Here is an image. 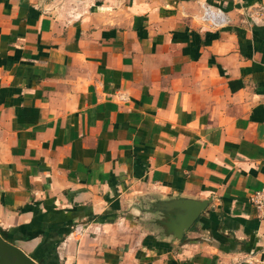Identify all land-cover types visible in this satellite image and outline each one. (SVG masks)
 Masks as SVG:
<instances>
[{
    "label": "crops",
    "instance_id": "obj_1",
    "mask_svg": "<svg viewBox=\"0 0 264 264\" xmlns=\"http://www.w3.org/2000/svg\"><path fill=\"white\" fill-rule=\"evenodd\" d=\"M263 186L264 0H0V236L38 264H264Z\"/></svg>",
    "mask_w": 264,
    "mask_h": 264
},
{
    "label": "built area",
    "instance_id": "obj_2",
    "mask_svg": "<svg viewBox=\"0 0 264 264\" xmlns=\"http://www.w3.org/2000/svg\"><path fill=\"white\" fill-rule=\"evenodd\" d=\"M200 19L214 28L223 27L229 22L228 16L220 8L211 5H206L203 8ZM249 201L256 208L258 217L264 218V186L253 191L249 195Z\"/></svg>",
    "mask_w": 264,
    "mask_h": 264
},
{
    "label": "water",
    "instance_id": "obj_3",
    "mask_svg": "<svg viewBox=\"0 0 264 264\" xmlns=\"http://www.w3.org/2000/svg\"><path fill=\"white\" fill-rule=\"evenodd\" d=\"M206 206V201L196 203V206L189 214L192 221L198 217L199 213ZM0 264H38L36 261L27 256L12 243L6 241L0 236Z\"/></svg>",
    "mask_w": 264,
    "mask_h": 264
}]
</instances>
